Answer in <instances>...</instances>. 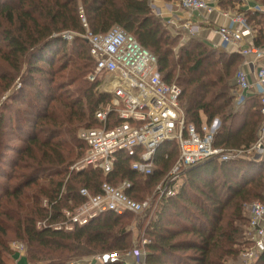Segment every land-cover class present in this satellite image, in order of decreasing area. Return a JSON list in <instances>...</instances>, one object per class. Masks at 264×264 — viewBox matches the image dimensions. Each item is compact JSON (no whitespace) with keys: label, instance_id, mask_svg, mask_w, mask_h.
<instances>
[{"label":"trees","instance_id":"16d2710c","mask_svg":"<svg viewBox=\"0 0 264 264\" xmlns=\"http://www.w3.org/2000/svg\"><path fill=\"white\" fill-rule=\"evenodd\" d=\"M80 1L4 0L0 4V98L21 81L12 103L0 113V178L6 180L0 182V264H9L7 256L16 255L14 241L25 244L28 264H73L112 252L123 256L134 248L141 251L139 247L144 249L142 264H227L238 259L252 245L247 239L245 248L241 243L249 231L246 205L264 201V154L259 159L243 156L185 166L177 193L160 196L139 214L106 211L73 230L53 227L66 220L65 208L83 202V187L95 194L104 182L119 186L130 181L129 195L145 200L179 154L176 142L162 144L149 176L135 171L134 158L126 153L119 154L109 173L94 168L71 170L87 151L79 129L100 126L96 112L109 100L88 78L96 61L89 43L79 35L86 31L84 19L93 33L119 26L156 55L165 80L182 90L187 120L198 128L216 118L221 121L216 145L250 147L264 120L260 98L237 104L235 77L243 62L239 52L212 47L198 36L178 44L182 36L170 32L167 21L153 12L151 0ZM255 1L264 6V0ZM244 16L256 32L255 45L264 47V13ZM69 31L76 33L70 46L63 36ZM23 98L27 102L18 105ZM8 111L16 117L7 119ZM10 133L24 145L6 170L4 159L16 150L8 139ZM39 222L46 225L38 227ZM135 231L140 238L133 239ZM142 235L149 238L147 243L140 242ZM138 241L141 246H135ZM252 264H264V251Z\"/></svg>","mask_w":264,"mask_h":264},{"label":"built area","instance_id":"2783aa9c","mask_svg":"<svg viewBox=\"0 0 264 264\" xmlns=\"http://www.w3.org/2000/svg\"><path fill=\"white\" fill-rule=\"evenodd\" d=\"M153 12L161 18L170 17L177 9L212 11L208 0H174L158 5L151 1ZM252 11L264 13L263 5H256ZM85 33L81 36L89 43V50L95 59V69L88 76L91 82H97L96 90L109 97L96 112L100 126L83 128L79 132L87 144L86 154L71 166L72 171H82L94 168L111 172L120 153H126L134 158L132 168L138 173L149 176L153 174L156 165L158 149L167 141L176 142L179 149L178 158L164 184L159 185L161 196L175 195L178 190V179L185 166L210 160L229 162L243 156L264 154V120L259 128L258 138L248 148H227L215 144V135L221 126L216 118L212 123H203L200 128L187 120L181 103V88L175 83H168L158 67V59L138 39L119 26L112 27L106 33H93L84 19ZM239 24L240 26H235ZM184 30L197 35L202 27L198 24L185 23ZM221 47L239 52L244 57L259 59L264 56V47L244 45L247 37L254 31L246 23L243 15L235 17L233 24L223 25L218 29ZM71 40L74 34H63ZM255 66L254 60L248 61ZM255 79H250L249 73L242 67L235 77L237 84V104L246 100V91L255 88L260 96L261 113L264 117V67L255 70ZM119 120V122H118ZM168 183H173L172 186ZM130 181H124L119 186L109 182L101 185L98 193H92L83 187L80 194L83 202L73 208H65L64 222L53 225L57 229L73 230L76 225H84L106 211L124 213L131 211L139 214L150 208L151 199L138 201L132 198L127 188ZM45 201L44 205L48 206ZM249 213L248 238L251 248L244 252L249 262L255 260L264 251V203L254 201L246 205ZM46 222H39L38 227ZM147 243V240H145ZM15 250L24 252L25 247L20 242H14ZM133 250L120 255L117 252L102 254L87 261L89 264L106 261H126L133 256ZM143 252L135 250V256L140 260ZM75 261L73 264L78 263ZM80 262H82L80 260ZM85 264V263H84Z\"/></svg>","mask_w":264,"mask_h":264},{"label":"crops","instance_id":"0c3cea01","mask_svg":"<svg viewBox=\"0 0 264 264\" xmlns=\"http://www.w3.org/2000/svg\"><path fill=\"white\" fill-rule=\"evenodd\" d=\"M158 5H163L165 0H151ZM211 4L212 11H205V10H181L177 9L173 15V22L168 23V19L170 17L164 18L167 21V25L169 28L176 31H184L183 25L185 23H192L198 24L202 27V30L197 34L199 38H201L206 43L212 45L216 48H222L220 42V35L218 33V29L223 25H230L233 24V20L235 17L240 15H245L247 12H252L258 4L255 0H241L242 4L236 3L234 5L222 3V0H208ZM226 2V1H225ZM245 17V16H244ZM235 26H240L239 24H235ZM254 31V30H253ZM256 37V32L254 31L253 36H249L245 39L244 45H254V39ZM227 50V49H225ZM232 51L233 50H227ZM243 57V62L239 68L245 69L250 76V79L254 81L255 79V70L259 67H264V56L259 59H254V57ZM254 60L255 66L253 68L252 65L248 64V61ZM246 101H251L252 99L256 98L259 99L260 96L255 88H250L246 91ZM16 255L10 256L12 262L11 264H28L27 258L25 257V252H20L15 250ZM134 259V258H133ZM256 260V259H255ZM253 260L250 262L251 264L255 261ZM138 261V259H137ZM123 264H132L131 260L126 259V261H121ZM138 264V263H137Z\"/></svg>","mask_w":264,"mask_h":264},{"label":"rangeland","instance_id":"374dc122","mask_svg":"<svg viewBox=\"0 0 264 264\" xmlns=\"http://www.w3.org/2000/svg\"><path fill=\"white\" fill-rule=\"evenodd\" d=\"M3 1L4 0H0V4L1 3H3ZM79 3L81 4V1L79 0ZM168 29L170 30V32L171 33H173L174 35H177V34H179V35H181L182 36V38H180L179 40H178V44H180L181 42H184L185 40L187 41L188 40V36H197L196 34L195 35H191V34H189V33H187V32H184V31H176V29L175 30H173V29H171V28H169L168 27ZM64 34L65 35H67V34H70V35H72V34H76V33H72V32H64ZM79 35H81V34H79ZM70 44H69V46L70 45H72V42H73V40L71 39L70 41ZM212 46V45H211ZM213 47V46H212ZM73 59H75V57L73 58ZM21 86V81H20V79H18V81H17V84H16V87H14L13 89H11V90H8L6 93H4L2 96H1V98H0V113L2 112V111H4V108L7 106V105H10L11 103H12V100L14 99L13 97V95H14V91H15V89L17 88V87H20ZM22 101L23 102H27L24 98L23 99H21L19 102H18V105L20 104V103H22ZM6 115H7V119L9 118H15L16 116H15V113L13 112V111H8V112H6ZM84 127H82V128H80L79 129V132H80V130L81 129H83ZM29 129L30 128H27L24 132V135H27L26 133H27V131H29ZM15 133H17V131L15 132ZM13 133H10V135H9V140L10 141H12L11 143H13V145L14 146H16V150L15 151H13V150H11V151H9L8 152V156L9 157H6V159H4V167L6 168V170H8V169H10L9 168V164H10V162H11V160L12 159H14L16 156H17V151L19 150V149H21V147H23V145H24V142L23 141H19V140H14L13 139ZM174 164V163H173ZM156 165H157V163H156ZM156 165H155V168H156ZM173 167H174V165H171V167L168 169V170H166L165 171V174L163 175V177L161 178V180L155 185V188H153V190H152V192H151V194L146 198V199H151L152 201H156L157 200V202H158V198L161 196V193H160V190H159V185H162V184H164V182L166 181V179L170 176V173H171V171H172V169H173ZM155 171V170H154ZM154 173V172H153ZM181 176L179 177V179H178V182L179 181H181ZM0 182L1 183H3V182H6V180H5V178H0ZM181 183V182H180ZM179 183V184H180ZM157 194V195H156ZM158 196V197H157ZM263 203H264V201H263ZM157 205H155V207H156ZM158 207V206H157ZM156 207V208H157ZM245 209V208H244ZM246 212H247V214H248V217H249V213H248V211H247V209H246ZM138 219L139 218H133V220H132V226H133V229H134V227H136V225L138 224ZM248 233H249V231H247L246 232V235H245V237L242 239V241H241V243H242V248H245L248 244H246V243H244L245 241H246V239L247 240H249V238H248ZM140 236V233H137V231H135L134 232V237H133V239L134 238H140L139 237ZM145 240H147V241H149V238L147 237V236H144V235H142L141 236V243L144 241V243H145ZM135 241H137V240H135ZM15 242V241H14ZM17 242V241H16ZM139 241L136 243V245L135 246H141V243H140ZM20 243H22L23 245H24V247H25V244L23 243V242H20ZM12 249L13 250H15L14 249V247H13V243H12ZM140 249H141V251L142 252H144V249H143V247H139ZM251 248V245L250 246H247L246 247V249H245V251L246 250H248V249H250ZM135 250H137V249H133V252H134V255L133 256H130L129 257V260H131L132 262V264H142V262H141V260H139L138 258H137V256H135ZM245 251H243V254H241L240 256H239V258L238 259H235V260H230L227 264H251L247 259H246V257L244 256V252ZM24 252H25V254H26V249L24 250ZM131 252V251H130ZM121 255V254H120ZM8 258H7V261H8V263L9 264H11L10 262H12V260H11V258H10V255L9 256H7ZM93 257H96V256H93ZM91 258L92 257H87V258H80V259H78L79 260V264H83V263H86L87 264V261H90L91 260ZM134 258V259H133ZM137 259H138V261H137ZM77 260V261H78ZM80 260L82 261V262H80ZM75 262V261H74Z\"/></svg>","mask_w":264,"mask_h":264},{"label":"water","instance_id":"95a60500","mask_svg":"<svg viewBox=\"0 0 264 264\" xmlns=\"http://www.w3.org/2000/svg\"><path fill=\"white\" fill-rule=\"evenodd\" d=\"M260 157H261V155H257V156H256V158H258V159H259Z\"/></svg>","mask_w":264,"mask_h":264}]
</instances>
